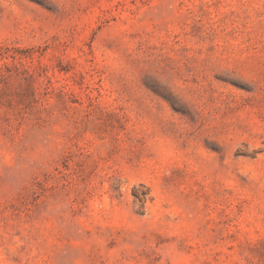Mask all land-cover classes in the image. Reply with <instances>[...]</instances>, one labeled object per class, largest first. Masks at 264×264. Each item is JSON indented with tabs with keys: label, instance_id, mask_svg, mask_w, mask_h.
I'll return each instance as SVG.
<instances>
[{
	"label": "rangeland",
	"instance_id": "obj_1",
	"mask_svg": "<svg viewBox=\"0 0 264 264\" xmlns=\"http://www.w3.org/2000/svg\"><path fill=\"white\" fill-rule=\"evenodd\" d=\"M0 264H264V0H0Z\"/></svg>",
	"mask_w": 264,
	"mask_h": 264
}]
</instances>
